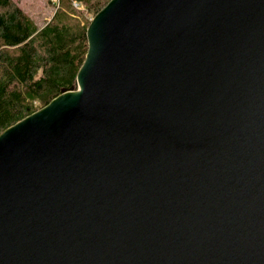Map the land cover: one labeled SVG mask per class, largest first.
I'll return each mask as SVG.
<instances>
[{
    "label": "water",
    "instance_id": "1",
    "mask_svg": "<svg viewBox=\"0 0 264 264\" xmlns=\"http://www.w3.org/2000/svg\"><path fill=\"white\" fill-rule=\"evenodd\" d=\"M86 38L0 132V264H264V0H109Z\"/></svg>",
    "mask_w": 264,
    "mask_h": 264
},
{
    "label": "trees",
    "instance_id": "2",
    "mask_svg": "<svg viewBox=\"0 0 264 264\" xmlns=\"http://www.w3.org/2000/svg\"><path fill=\"white\" fill-rule=\"evenodd\" d=\"M108 1L58 0L40 27L12 0H0V132L75 83L88 21L72 14L83 3L94 15Z\"/></svg>",
    "mask_w": 264,
    "mask_h": 264
},
{
    "label": "rangeland",
    "instance_id": "3",
    "mask_svg": "<svg viewBox=\"0 0 264 264\" xmlns=\"http://www.w3.org/2000/svg\"><path fill=\"white\" fill-rule=\"evenodd\" d=\"M18 5L34 22L37 26H42L48 22L55 10L58 8V0H12ZM82 5V6H81ZM77 10L80 13H73L72 16L75 19L82 21L87 20L88 24L93 17V13L85 7L83 3L79 4Z\"/></svg>",
    "mask_w": 264,
    "mask_h": 264
}]
</instances>
